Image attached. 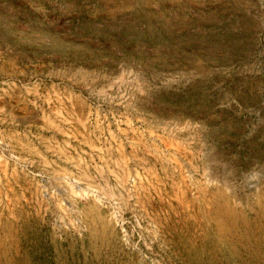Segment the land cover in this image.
<instances>
[{
    "label": "rangeland",
    "instance_id": "obj_1",
    "mask_svg": "<svg viewBox=\"0 0 264 264\" xmlns=\"http://www.w3.org/2000/svg\"><path fill=\"white\" fill-rule=\"evenodd\" d=\"M0 264H264V0H0Z\"/></svg>",
    "mask_w": 264,
    "mask_h": 264
}]
</instances>
